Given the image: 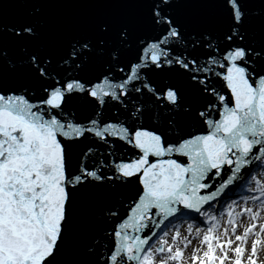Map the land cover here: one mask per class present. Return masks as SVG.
I'll return each mask as SVG.
<instances>
[{
	"label": "snow or ice",
	"instance_id": "snow-or-ice-1",
	"mask_svg": "<svg viewBox=\"0 0 264 264\" xmlns=\"http://www.w3.org/2000/svg\"><path fill=\"white\" fill-rule=\"evenodd\" d=\"M0 264H264V0H0Z\"/></svg>",
	"mask_w": 264,
	"mask_h": 264
},
{
	"label": "water",
	"instance_id": "water-1",
	"mask_svg": "<svg viewBox=\"0 0 264 264\" xmlns=\"http://www.w3.org/2000/svg\"><path fill=\"white\" fill-rule=\"evenodd\" d=\"M4 15L9 19V20H15L19 17L20 15V10L9 6L4 10Z\"/></svg>",
	"mask_w": 264,
	"mask_h": 264
}]
</instances>
